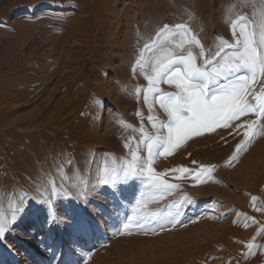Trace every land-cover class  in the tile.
<instances>
[{"label":"rangeland","instance_id":"rangeland-1","mask_svg":"<svg viewBox=\"0 0 264 264\" xmlns=\"http://www.w3.org/2000/svg\"><path fill=\"white\" fill-rule=\"evenodd\" d=\"M146 1L0 0V151L2 136L12 140L16 131V135L22 137L25 142L22 144H26L23 146L28 150L27 154L31 155L32 152L28 148L29 139L38 136V124L49 121L52 122L49 125L51 129L52 126L59 128L62 120L75 112L86 100L92 101L93 111L102 120L100 132H103L102 126L117 128L118 125L115 124H119L124 116L131 115L130 89L147 85L139 69L133 73V65L146 41L139 36L148 29L145 23L151 22L150 9L146 10ZM248 1L256 4L248 8V17H251L254 11L258 13L261 6L257 4L262 0L243 2ZM206 6L208 8L206 7L203 19L196 18L186 22L190 25V31L197 37L205 34V45L210 48L208 52L214 53L217 49L216 42L230 31V22L223 16L227 8L226 0H208ZM81 22H96V27L93 26L92 31L87 33L80 27ZM133 25L140 29L133 31ZM156 32L152 24L149 31L147 30V42H151ZM229 39L232 40V37ZM150 55L147 51V56ZM161 88L174 91V88L166 84ZM58 104L61 109L53 112L54 106ZM143 117L146 116L143 114ZM13 125H16L15 128ZM255 137L253 144L259 146L260 141L257 135ZM38 141L42 142L39 139ZM18 143L21 141L18 140ZM97 145L100 144L88 146L95 149L94 152L98 155L95 159L101 160V154L106 153L108 161V151L105 152L101 145ZM48 149L44 148L45 154H48ZM253 152L251 148L242 149L238 153L231 151V157L228 152L219 168L218 165L214 166L210 172L212 178L216 170L220 169L224 172L223 178L220 179L234 181L232 184L237 183L239 190L234 189L231 184L225 185L210 179L191 186L195 190L205 187L202 189V197L194 196L192 192L187 195L195 203L184 209L186 219L178 232L182 239L184 238L182 244L190 256L188 264H264V252L260 249H256L255 255H249L247 258L243 255L247 251L245 243L254 235L259 244H264V232L257 234V229L264 225V154L261 156L264 152L259 156V165L251 169V176L245 178L239 165L243 158L246 159ZM2 158L3 154L0 153V161ZM21 158L18 159L19 164L16 163L12 171L9 170L11 177H19L8 184L7 190L0 187L1 199L8 191L14 192L16 201H20L21 197L25 201L15 226L0 237V264H56L61 254L64 261L71 260L72 264H76L77 260L79 264L167 262L171 255L169 252L172 253L169 246L173 235L170 224L163 230L157 228L154 232L113 234L118 226L114 215H110L114 212L113 206L121 202L134 204L143 190L140 189L142 187L139 183L116 191L109 186L96 185V181L91 182L88 184L89 190H86L87 202L77 195L80 189L86 187L84 182L77 184L72 190L64 185L72 199L60 197L54 201L52 210L55 214L65 219V213L85 215L101 225L98 231L78 240L73 234L71 222L67 225L49 226L48 207L38 203L41 191L49 188L45 181L47 173L41 174L45 181L41 183L44 182V185L32 186L28 181L31 178L28 174L30 167H27L32 163L30 158L26 157V161ZM2 161L4 163L0 165V171L7 167L4 159ZM20 163L24 164L22 170ZM17 167L18 169H15ZM35 167L32 169L35 170L34 173L40 174L38 167ZM52 172L58 174L55 167ZM4 175L5 172H0L1 179ZM20 175L22 182H25L22 184L20 181L21 186L16 181L20 179ZM244 188L245 190H242ZM28 193L30 195L27 196ZM214 196H219L220 202ZM253 196L257 197L256 207L261 211L251 206ZM32 197H36V202L30 200ZM168 199L165 198V201L160 203H165ZM149 207L157 208L159 203H153ZM0 211L9 213L10 207L4 209V206L0 205ZM238 212L246 215L237 216ZM246 217H254L255 222L247 220ZM182 231L185 233H181ZM31 245L34 246L31 248ZM50 248L53 251H49Z\"/></svg>","mask_w":264,"mask_h":264},{"label":"snow or ice","instance_id":"snow-or-ice-1","mask_svg":"<svg viewBox=\"0 0 264 264\" xmlns=\"http://www.w3.org/2000/svg\"><path fill=\"white\" fill-rule=\"evenodd\" d=\"M229 27L232 42L221 38L214 53L206 54L204 45L185 24H165L140 50L133 73L139 69L147 81L145 87H137L136 94L139 101L142 92L151 130L145 126L143 114L138 110L136 115L141 123L135 130L139 138H127L124 142L126 155L120 162L115 158L105 161L96 178V185L109 186L116 191L135 183L143 189L134 204L121 202L113 206L114 212L110 215L118 221L113 234L154 232L157 228L163 230L169 224L181 223L184 209L195 201L182 194L160 203L180 187L168 177L180 180L191 176L197 184L211 179L213 165L200 164L195 169L178 165L157 171L154 167L157 157L171 156L191 137L217 129H231L229 135L242 133L244 139L236 145L239 150L264 129V0L258 13L254 11L251 17L237 16L230 21ZM146 50L151 53L148 59L145 58ZM162 84L174 91L164 90L160 87ZM156 105L166 119L156 113ZM250 115L255 119L241 120ZM48 184L50 190L41 191L38 203L48 207L49 226L71 222L78 240L99 230L101 225L85 216L65 213L67 219L58 217L52 210L54 201L60 197L72 199V196L63 184L59 188L52 180ZM78 195L87 202L86 189H80ZM256 200L255 196L251 198V206L261 211L256 207ZM24 202L21 197L19 203L9 205V213L0 211V237L15 226ZM153 203H159V207H149ZM241 215L246 214L237 213ZM246 219L255 222L254 217ZM261 232H264V225L257 229V234ZM245 248V258L255 255L256 249L264 252V244H259L255 235L245 243ZM56 264H72V261H64L61 254Z\"/></svg>","mask_w":264,"mask_h":264},{"label":"bare ground","instance_id":"bare-ground-1","mask_svg":"<svg viewBox=\"0 0 264 264\" xmlns=\"http://www.w3.org/2000/svg\"><path fill=\"white\" fill-rule=\"evenodd\" d=\"M207 1L208 0H147L146 1L147 2L146 10L150 9V13H149L150 15L149 16L151 19V22L145 23V25L148 27L147 30L149 31L152 24L154 25V31H158V29L162 28L165 24L170 25V26H174L177 24H185L189 28L190 25L186 21H188V20L192 21L193 19H196V18H200V19L204 18V13H205L206 7H207L206 6ZM243 1L244 0H226L227 8L224 10L223 16L229 22L232 19H235L237 16H241V15L249 16L248 8L251 5L252 6L256 5V4H254L255 2H249L248 1V3L247 2L245 3ZM257 5H259V7H260L261 3H258ZM255 7H257V6H255ZM95 24H96V22H81L80 27L82 28V30H85L88 33V32L92 31L91 29L93 26H95ZM139 29L140 28H138L137 25L132 26L133 31H137ZM99 30L101 31V29H99ZM147 30H145L144 33H141V35L139 36L140 38L146 40L145 44L150 43V42H147V39H148ZM204 35L203 34H201L200 36L198 35L197 38L200 40L201 44L204 45V47L206 49V53H207L208 51H210V48H207V46L205 45ZM231 37H232V34H231V30H230L228 32V34H226V36H224L223 39H226L229 42H232V40L229 39ZM219 43H220V40H218L216 42V48H217V45H219ZM195 51L198 52V49H195ZM150 56H147V50H146L145 51V58L148 59ZM162 85H160V87ZM137 87L138 86L131 88L130 89L131 91L129 92L131 94L130 97L132 98V104L129 107V110L131 111V115L130 116H124L123 119L121 120V122H119V124L118 123L115 124V125H118L117 128H115V129L114 128L110 129V127L102 126L103 132H100L102 120L93 111L94 109L92 107V105H93L92 101L86 100L85 103H82V104L80 103L81 105H79L78 108L75 109L76 110L75 112H73L70 116H67L64 120H62L59 128L52 126V129H51V127H49V125L52 122H49V121H48V123H46V122L44 123V121L40 122L38 124L39 130H37L38 136H36V137L33 136L31 139H29V141H30L29 145L30 146L27 144V146H29L28 148H30V151L32 152L31 155L27 154L28 150H25V148L23 146L26 144H22V142H24L23 138L20 137L19 135H16L17 132L15 130L14 131L16 134H14V136H13L14 139L12 138V140H11V138L7 139L6 136L5 137L2 136V149H1L0 153L3 154L2 160L4 159L7 167L4 169L1 168L2 171L6 173V175H4L2 177L3 179L0 178V187L6 189L8 184L11 181L15 180L16 177H19V175L16 176L15 178H13V176L11 177L9 175V170L12 171V167H14V165L18 162L19 158L22 157L23 159H25L27 157V158H30V161L32 163L31 165L29 164L30 166L29 165L27 166V167H30L29 173L28 172L27 173L31 175V178L28 181H29V183H31L32 186L33 185L39 186L46 181V185L50 188L48 181L52 180L55 182V184L58 188L63 184V185H65L66 188L72 190V188H74L77 184L84 182V184H86V187L84 188L83 184H82L83 185L82 187L86 190H89V189H87L89 186L88 184L89 183L91 184V182L93 183L96 181L98 171L103 166V164L105 163L106 158H107L106 153H105V154H101V160L95 159V156H98V155L95 154V152H94L95 149L88 147V146H90V144H94V143L100 144L101 147L105 150V152L107 150L108 153L111 154L110 157L108 156L110 158L108 160L109 162L113 158H115L117 162H120V159L123 158L127 153V150L124 148L125 140L129 137H135L137 139L139 138V133L135 130V129H138L140 127V123H141L140 117H138L136 115L138 110L141 111L142 114H144L146 116L144 118L143 122H144L145 126L149 130H151V125L148 124L147 119H146L147 115H148V109L143 104L142 92L140 93V100L139 101L137 100V94H136ZM60 109H61V105L58 104V105L54 106L53 112H58ZM90 113H92V114H90ZM156 113H158L162 118L166 119V116L163 114L162 110L159 108L158 105H156ZM246 118L255 119L252 115H250L249 117H242L241 120L246 119ZM13 126L15 128L16 125H13ZM47 129L50 131H46ZM230 131H231V129H217L216 131L211 132V133L205 132L201 136H193L190 139H188L184 144H182L179 148H177L174 151L173 155L168 156V157H157L155 160L154 167L156 168L157 171H164L165 169L173 168V167L178 166V165H183V166H186L188 168L195 169V168H198L200 164H205V165H213V166L218 165L217 167L219 168V165L223 161H225L224 160L225 155L227 156L228 152H229V154L231 151L238 153L242 149L251 148L252 150H254L252 155H250L246 159L241 158L242 160L239 162V165L241 166V168L238 167L241 169L243 176L245 178H247V177L251 176V169H253V168H255V166L259 165V162H260V161H258L259 156L262 152H264V130L261 133L257 134V137H258L257 139L260 141L259 146H255V144H253L255 141V138H256V137H254L251 141H248L247 143H245L239 149L240 151L239 150L237 151L236 145L240 144L241 141L244 139V137H243L242 133L240 135H236V134L229 135ZM12 134H13V132H11V135ZM221 137H223V139ZM38 139L42 140V142L40 143V141H38ZM18 140H20L21 143H18ZM100 145H97V147H99ZM45 147L49 148L48 154L46 153L47 155L44 153ZM30 151H29V153H30ZM231 154H233V152ZM231 154H230V157H231ZM263 154L264 153H262L261 156H263ZM19 155H21V157H19ZM256 156H258L257 159H256ZM22 158H21V160H22ZM26 159H25V161H26ZM2 160L0 161V165L2 163H4ZM25 161H23V162H25ZM30 161H28V162L30 163ZM193 161H196V163L194 166H191V164H194ZM17 164H19V163H17ZM23 165L21 164L20 170H22L21 167H23ZM35 166L38 167L40 174H39V172H38V174H36V173H34L35 170H32V169H34ZM54 167L58 171V174H54L52 172ZM256 168H258V167H256ZM15 169H18V167ZM24 170H26V169L24 168ZM261 170H262V168H261ZM2 171H0V172L2 173ZM16 172L18 173V171H16ZM257 172L259 173L260 170H258ZM43 173H45V174L47 173V179L45 181L43 180L44 178H42V176H41V174L43 175ZM84 173H85V175H84ZM223 173H224L223 171H221L220 169H217L215 172V175H213L214 177H212L210 180H212L214 182L218 181L220 183H224L225 185L231 184V185H233L234 189L239 190V185L237 183L232 184L234 181L232 182L229 179H226V180L220 179V178H223L222 177ZM25 174H26V172H25ZM45 174H44V176H45ZM1 175H3V174H1ZM23 176H25V175H23ZM237 176H238V174H237ZM25 178L23 177V179H25ZM168 178L170 179L171 182L180 184V187L178 189H176L172 193L171 196L165 197V198H169L170 201H172L174 198L180 197L182 194L188 195L191 192L193 193L194 196L202 197V193H203L202 189L205 186H203L202 189L199 188L200 190L192 189L191 186L193 184L196 185L197 183L191 178V176H189L187 178H182L180 180H175L172 177H168ZM238 178H240V177H238ZM261 179H263V178L261 177ZM16 181H18L17 183H19L20 181L22 182L21 175H20V179L16 180ZM41 181H44V182L41 183ZM259 181H261V180L259 179ZM23 182H22V184H23ZM19 184H20L19 186L22 185L21 183H19ZM11 185H13V184H11ZM259 185H261V184H259ZM94 186H95V184H94ZM13 187L15 188V186H13ZM243 187H245V186H243ZM137 188H139V187H137ZM245 188L242 190H245ZM23 189H24V187H23ZM140 189H142V188H140ZM31 190H33V189H31ZM90 190H91V188H90ZM206 191H208V190H206ZM13 193H8V191H7V195L2 199L0 198V205H3L4 209L9 208L10 204L19 203V201H16L17 196L16 197L13 196ZM209 193H211V191ZM213 193H212V195H213ZM17 194H19V193H17ZM215 194H218V193H215ZM28 195H30V194L28 193L27 196ZM214 197L216 198V200H218V202H220L221 198L219 196H214ZM35 198L32 197L30 200L33 201V200H35ZM169 199H168V201H169ZM57 200L58 199H56L55 201H57ZM83 201L85 202V200H83ZM35 202H36V200H35ZM58 203H60V202H58ZM66 204H68V203H66ZM55 205H57V204H55ZM83 205H85V204H83ZM80 213H82V212H80ZM70 214H71V212H70ZM184 219H186V216L182 217L181 223H177L176 225H171V224L169 225V226H171L170 229L172 230V233H173V235L171 237L172 243H170L171 245H169V246H171L172 253L169 252V254H171V255L169 256V258H168L167 262H165V264H188V263H190V260H189L190 256L188 254L187 248L184 247L182 244L183 243L182 241L184 238L182 239V237L178 234V232H180V229L184 225ZM169 226H168V228H169ZM181 233H183V231ZM169 242H170V240H169ZM33 246L34 245H31L30 247L32 248Z\"/></svg>","mask_w":264,"mask_h":264}]
</instances>
